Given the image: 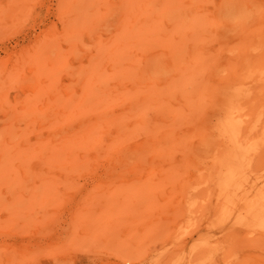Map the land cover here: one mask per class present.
Here are the masks:
<instances>
[{
  "label": "bare ground",
  "instance_id": "6f19581e",
  "mask_svg": "<svg viewBox=\"0 0 264 264\" xmlns=\"http://www.w3.org/2000/svg\"><path fill=\"white\" fill-rule=\"evenodd\" d=\"M186 7L181 32L133 37L122 27L94 39L72 90L39 107L40 117L25 115L29 103L4 99L11 116L0 119V220L38 214L44 206L34 202L43 201L55 170L103 165L167 178L194 168L206 204L208 264H216L217 250L241 242L230 227L264 230V174L252 173L264 160V0H187ZM130 152L133 162L125 159ZM4 248L0 264H13L12 248ZM36 253L19 258L31 263ZM242 263L264 264V255L237 261L229 253L221 262Z\"/></svg>",
  "mask_w": 264,
  "mask_h": 264
},
{
  "label": "rangeland",
  "instance_id": "374dc122",
  "mask_svg": "<svg viewBox=\"0 0 264 264\" xmlns=\"http://www.w3.org/2000/svg\"><path fill=\"white\" fill-rule=\"evenodd\" d=\"M186 6L187 0H0V119L11 116L4 99L29 103L28 117H40L39 107L63 99L96 38L114 37L122 27L133 37L181 32L189 20ZM10 71L18 81L6 78ZM51 82L55 87L44 91ZM125 159L136 158L130 152ZM262 159L252 173L264 174ZM51 173L43 201L34 202L38 210L43 203L38 214L0 220V254L12 248L13 264H208L206 204L194 168L167 178L149 169L103 165ZM229 230L241 242L217 250L216 264L229 253L237 261L248 253L264 255V230ZM22 251L37 253L23 263Z\"/></svg>",
  "mask_w": 264,
  "mask_h": 264
}]
</instances>
